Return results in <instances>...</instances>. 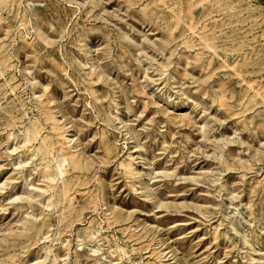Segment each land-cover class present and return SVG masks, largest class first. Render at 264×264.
Wrapping results in <instances>:
<instances>
[{
    "label": "rangeland",
    "instance_id": "obj_1",
    "mask_svg": "<svg viewBox=\"0 0 264 264\" xmlns=\"http://www.w3.org/2000/svg\"><path fill=\"white\" fill-rule=\"evenodd\" d=\"M0 264H264V0H0Z\"/></svg>",
    "mask_w": 264,
    "mask_h": 264
}]
</instances>
